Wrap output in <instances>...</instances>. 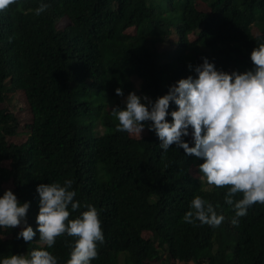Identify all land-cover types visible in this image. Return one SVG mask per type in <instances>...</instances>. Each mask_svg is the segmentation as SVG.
Here are the masks:
<instances>
[{"label":"trees","instance_id":"16d2710c","mask_svg":"<svg viewBox=\"0 0 264 264\" xmlns=\"http://www.w3.org/2000/svg\"><path fill=\"white\" fill-rule=\"evenodd\" d=\"M41 4L48 8L36 15ZM262 43L264 0H15L0 11V196L10 189L28 202L25 219L36 232L25 242L17 238L23 222L0 227V260L46 250L67 264L78 238L43 244L36 188L71 180L80 207L68 206V220L92 206L101 222L104 240L90 264H169L171 254L193 264H264V204L233 225L228 189L207 184L202 158L175 144L163 151L151 121L142 137L117 131L111 114L129 92L155 101L195 78L188 66L203 58L225 73L251 70L250 53ZM17 91L32 116L19 145L8 142L18 116L4 106ZM175 110L170 102L169 123ZM191 131L182 137L190 147ZM196 196L224 216L218 227L184 221Z\"/></svg>","mask_w":264,"mask_h":264},{"label":"clouds","instance_id":"9594fccd","mask_svg":"<svg viewBox=\"0 0 264 264\" xmlns=\"http://www.w3.org/2000/svg\"><path fill=\"white\" fill-rule=\"evenodd\" d=\"M14 3L15 0H0V11ZM47 8V4H41L35 10L36 15ZM250 60L251 70L229 74L216 70L203 58L202 64L188 66L196 73L195 78L178 80L167 94L155 101L129 92L124 108L111 109L119 122L117 131L140 137L144 122L151 121L148 130L161 141L159 146L163 151L175 144L185 154L202 158L198 169L207 184L228 189L225 202L234 208L233 225L238 224V218L245 216L254 203L264 204V43L251 51ZM115 93L123 96L120 88ZM170 102L177 106V110L170 113L171 123L166 120ZM189 128L194 142L191 147L182 140L189 135ZM71 184L68 180L64 186L58 183L37 186L40 198L37 231L39 239L49 248L62 234L77 237L67 264H90L97 257L96 242L104 240L101 222L92 206H88L80 218L68 220V206L71 205L72 210L80 207L74 202L76 193L69 190ZM237 193H242V198L234 202ZM28 208L29 203H19L11 190H5L0 196V227L16 228L23 222L17 238L25 242L32 241L36 235L25 219ZM183 219L186 223L198 220L201 224L218 227L224 216L196 196ZM0 264H57V261L46 250H33L28 256L5 257Z\"/></svg>","mask_w":264,"mask_h":264},{"label":"rangeland","instance_id":"374dc122","mask_svg":"<svg viewBox=\"0 0 264 264\" xmlns=\"http://www.w3.org/2000/svg\"><path fill=\"white\" fill-rule=\"evenodd\" d=\"M167 52L170 50H166ZM89 82V81H86ZM14 95H10L9 99L6 100L4 106H8L12 113L16 114L18 116L19 120V126L17 129V134L13 137H11L8 142H11L13 144H21L25 141L26 137L29 135V130L27 128V124L31 122V112L29 111V107L25 101V96L22 91H17L13 93ZM12 96V97H11ZM109 103H111L109 101ZM96 133H99V125L96 126ZM145 129L140 134V137L145 135ZM135 135V134H134ZM137 136V135H136ZM139 137V136H137ZM195 167H193V172H195ZM196 174V172H195ZM202 176V175H201ZM10 190V189H7ZM22 227V224L20 225ZM145 237H150L149 234H145ZM166 255V252H165ZM183 257L180 254H171L169 258V264H193L192 262H184L182 261Z\"/></svg>","mask_w":264,"mask_h":264}]
</instances>
